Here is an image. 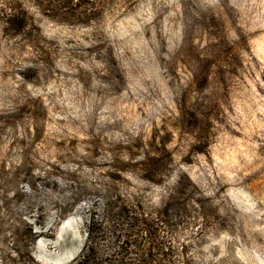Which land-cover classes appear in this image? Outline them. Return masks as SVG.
<instances>
[{
  "label": "rangeland",
  "instance_id": "1",
  "mask_svg": "<svg viewBox=\"0 0 264 264\" xmlns=\"http://www.w3.org/2000/svg\"><path fill=\"white\" fill-rule=\"evenodd\" d=\"M143 254L264 264V0H0V264Z\"/></svg>",
  "mask_w": 264,
  "mask_h": 264
},
{
  "label": "bare ground",
  "instance_id": "2",
  "mask_svg": "<svg viewBox=\"0 0 264 264\" xmlns=\"http://www.w3.org/2000/svg\"><path fill=\"white\" fill-rule=\"evenodd\" d=\"M57 242H59V241H57ZM57 244H59V243H57ZM76 244V243H75ZM76 246V245H75ZM47 246H45V248H46ZM78 248V247H77ZM77 248H76V250H77ZM80 252H81V249H80ZM78 255H79V253L78 252H71V253H69V255L67 256V258L66 259H70V261H72V260H74L75 258H77L78 257ZM65 258V257H64ZM52 259V258H51ZM47 261V260H46ZM49 261V260H48ZM47 261V262H48ZM69 261V260H68ZM68 261H66V262H68ZM50 263V262H49ZM62 263V262H61ZM65 263V262H64Z\"/></svg>",
  "mask_w": 264,
  "mask_h": 264
},
{
  "label": "trees",
  "instance_id": "3",
  "mask_svg": "<svg viewBox=\"0 0 264 264\" xmlns=\"http://www.w3.org/2000/svg\"><path fill=\"white\" fill-rule=\"evenodd\" d=\"M145 262H147V258L146 255L143 254L142 256H139V258L135 261H129V264L133 263V264H145Z\"/></svg>",
  "mask_w": 264,
  "mask_h": 264
}]
</instances>
